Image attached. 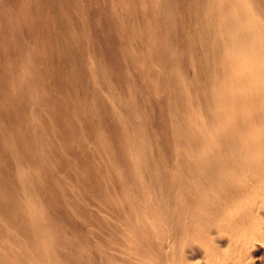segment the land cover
Wrapping results in <instances>:
<instances>
[{
    "label": "rangeland",
    "instance_id": "rangeland-1",
    "mask_svg": "<svg viewBox=\"0 0 264 264\" xmlns=\"http://www.w3.org/2000/svg\"><path fill=\"white\" fill-rule=\"evenodd\" d=\"M263 13L264 0H0V264H264ZM154 205L166 226L136 214Z\"/></svg>",
    "mask_w": 264,
    "mask_h": 264
},
{
    "label": "bare ground",
    "instance_id": "bare-ground-1",
    "mask_svg": "<svg viewBox=\"0 0 264 264\" xmlns=\"http://www.w3.org/2000/svg\"><path fill=\"white\" fill-rule=\"evenodd\" d=\"M100 1H101V0H100ZM200 1H201V0H200ZM250 1H251V0H250ZM223 2H224V1H223ZM231 2H232V1H231ZM231 2H230V3H231ZM238 2H239V0H238ZM247 2H248V1H247ZM21 3H22V2H21ZM133 3H134V2H133ZM199 3H200V2H199ZM3 4H4V3H3ZM233 4H234V3H233ZM199 5H200V4H199ZM219 5H220V4H219ZM221 5H222V4H221ZM230 5H231V4H230ZM247 5H248V4H247ZM213 6H214V5H213ZM227 6H228V5H227ZM232 6H233V5H232ZM232 6H231V7H232ZM243 6H244V4H243ZM199 7H200V6H199ZM205 7H206V6H205ZM214 7H215V6H214ZM217 7H218V6H217ZM228 7H229V6H228ZM202 8H203V7H202ZM236 8H237V7H236ZM241 8H242L245 12L248 11V10L244 9V8H247V7H244V8L241 7ZM251 8H252V7H251ZM251 8H250V10H251ZM25 9H26V8H25ZM29 9H30V8H29ZM217 9H218V8H217ZM232 9H233V8H232ZM234 9H235V8H234ZM256 9H257V8H256ZM8 10H9V9H8ZM213 10H214V9H213ZM225 10H226V9H225ZM228 10H229V9H228ZM236 11H237V10H236ZM236 11H235V13H234V11H233V13L236 14ZM238 11H239V10H238ZM9 12H10V11H9ZM220 12H221V9H220L219 13H220ZM223 12H224V11H223ZM230 12H231V11H230ZM239 12H240V11H239ZM245 12H244V13H245ZM208 13H209V12H208ZM216 13H217V11H216ZM231 13H232V12H231ZM217 14H218V13H217ZM263 14H264V13H263ZM245 15H246V13H245ZM247 15H248V14H247ZM247 15H246V16H247ZM246 16H245V18H246ZM250 16H251V15H250ZM250 16H249V17H250ZM252 16H253V14H252ZM223 17H224V16H223ZM242 17H243V16H242ZM249 17L246 18V19H247L246 22L249 23V24H251V23H250V22H251V21H250L251 18L248 19ZM154 18H155V17H154ZM171 18H172V17H171ZM234 18H235V16H234ZM240 18H241V17H240ZM223 19H224V18H223ZM236 19L238 20V22L241 21L240 19H238V16L236 17ZM237 20H236V21H237ZM248 20H249V22H248ZM221 21H222V20H221ZM225 21H226V20H225ZM243 21H244V20H243ZM262 21H263V20H262ZM56 22H57V21H56ZM232 22H233V21H232ZM2 23H3V22H2ZM12 23H13V22H12ZM218 23H219V22H218ZM234 23H235V22H234ZM242 23H243V22H242ZM252 23H253V21H252ZM219 24H220V23H219ZM240 24H241V23H239V25H240ZM249 24H248V25H249ZM12 25H14V24H12ZM222 25H223V24H222ZM234 25H235V24H234ZM244 25H245V24H244ZM223 26H224V25H223ZM241 26H242V25H241ZM245 26H246V25H245ZM250 26H251V25H250ZM250 26H249V27H250ZM237 27H238V26H237ZM249 27H248L247 29H249ZM221 28H222V27H221ZM239 28H242V27L239 26ZM4 29H5V28H4ZM234 29H235V28H234ZM251 29H252V27H251ZM16 30H17V29H16ZM221 31H222V29H221ZM236 31H237V30H236ZM242 31H243V30H242ZM250 31H252V30H250ZM224 32H226V31H224ZM234 32H235V31H234ZM234 32L232 31L231 33H234ZM84 33H85V32H84ZM94 33H95V32H94ZM231 33H230V34H231ZM241 33H243V32H241ZM250 33H251V32H250ZM22 34H23V33H22ZM54 34H55V33H54ZM85 34H86V33H85ZM108 34H109V33H108ZM236 34H237V33L235 32V33H234V36H235V37H236ZM238 34H239V32H238ZM238 34H237V35H238ZM252 34H256V31L253 32ZM86 35H87V34H86ZM231 35H232V34H231ZM242 35H243V34H242ZM5 36H6V35H5ZM48 36H49V35H48ZM87 36H88V35H87ZM95 36H96V35H95ZM234 36H233V37H234ZM253 36H257V34H256V35H253ZM226 37H227V36H226ZM19 38H20V37H19ZM29 38H30V37H29ZM35 38H36V37H35ZM42 38H43V37H42ZM241 38H242V37H241ZM251 38H252V37H251ZM251 38L249 39L250 41H249L248 45H250V43H251V41H252L253 39H257V37H256V38H253L252 40H251ZM258 38H259V37H258ZM260 38H261V37H260ZM44 39H46V38H44ZM223 39H226V38H223ZM237 39H238V37H237ZM237 39H236L235 41H237ZM239 39H240V38H239ZM243 39H244V38H243ZM14 40H15V39H14ZM20 40H21V39H20ZM231 40H232V39H231ZM233 40H234V39H233ZM257 40H258V39H257ZM49 41H50V40H49ZM49 41H48V42H49ZM97 41H98V40H97ZM168 41H169V40H168ZM222 41H223V40H222ZM240 41H242V40H240ZM240 41H239V42H240ZM247 41H248V40H247ZM254 41H255V40H254ZM254 41H253L252 43H254ZM16 42H17V41H16ZM44 42H45V41H44ZM213 42H214V41H213ZM219 42H220V41H219ZM232 42H233V41H231V43H232ZM2 43H3V42H2ZM36 43H37V41H36ZM206 43H207V42H206ZM233 43H234V42H233ZM40 44H41V43H40ZM166 44H167V43H166ZM217 44H218V43H217ZM221 44H222V42H221ZM234 44H235V43H234ZM238 44H239V43H238ZM230 45H231V44H230ZM240 45H241V44H240ZM41 46H42V45H41ZM238 46H239V45H238ZM241 46H242V45H241ZM4 47H5V45H4ZM226 47H227V46H226ZM226 47H225V48H226ZM250 47H251V46H250ZM253 47H254V46H253ZM41 48H42V47H41ZM45 48H46V47H45ZM237 48L239 49L240 46L237 47ZM6 49H7V47H6ZM42 49H43V48H42ZM214 49H215V47H214ZM220 49H221V47H220ZM228 49H229V48H228ZM241 49H243V47H242ZM45 50L47 51L48 49H45ZM226 50H227V49H226ZM254 50H255V49H254ZM254 50H253V51H254ZM238 51H240V49H239ZM241 51H242V50H241ZM241 51H240V52H241ZM244 51H245V50H244ZM244 51H243V52H244ZM226 52H227V51H226ZM228 52H229V51H228ZM228 52H227V54H228ZM258 52H259V51H258ZM258 52H257V53H258ZM41 53H42V52H41ZM49 53H50V52H49ZM245 53H246V51H245ZM254 53L256 54V51H254ZM254 53L252 54V52H251L252 56L254 55ZM260 53H261V52H260ZM90 54H91V53H90ZM233 54H234V53H233ZM220 55H221V53H220ZM234 55H235V54H234ZM239 55H240V53H239ZM246 55H248V54H244V56H246ZM258 55L260 56V54H258ZM235 56H237V55H235ZM244 56H243V57H244ZM259 56H257V57H258V59H257L258 61H259V58H260ZM151 57H152V56H151ZM208 57H209V56H208ZM253 57H254L255 59L257 58V57H255V56H253ZM253 57H252V59H253ZM176 58H177V57H176ZM8 59H9V57H8ZM165 59H166V58H165ZM167 59H168V58H167ZM221 59H222V58H221ZM242 59H243V58H242ZM246 59H247V57H246ZM263 59H264V58H263ZM66 60H67V59H66ZM89 60H90V59H89ZM24 61H25V60H24ZM92 61H93V59H92ZM221 61H222V60H221ZM248 61H249V60H248ZM262 61H263V60H262ZM56 62H57V61H56ZM216 62H217V61H216ZM234 62H235V58H234ZM244 62H246V60H244ZM249 62H250V61H249ZM253 62H254V61H253ZM71 63H72V62H71ZM93 63H94V62H93ZM177 63H178V62H177ZM236 63H237V62H236ZM2 64H3V63H2ZM27 64H28V63H27ZM96 64H97V63H96ZM224 64H225V62H224ZM226 64H227V63H226ZM253 64H254V63H253ZM256 64H257V63H256ZM263 64H264V63H263ZM4 65H5V64H4ZM23 65H24V64H23ZM66 65H68V64H66ZM94 65H95V64H94ZM208 65H209V64H208ZM248 65H250V64H248ZM18 66H19V65H18ZM24 66H25V65H24ZM24 66H23V67H24ZM166 66H167V65H166ZM172 66H173V65H172ZM223 66H224V65H223ZM227 66H228V65H227ZM23 67H22V68H23ZM97 67H98V66H97ZM237 67H238V66H237ZM19 68H20V67H19ZM46 68H48V67H46ZM94 68H96V67H94ZM251 68H252V67H251ZM13 69H14V67H13ZM17 69H18V68H17ZM26 69H27V68H26ZM254 69H255V68H254ZM254 69H251V71L254 70ZM15 70H16V69H15ZM177 70H178V69H177ZM206 70H207V69H206ZM206 70H205V72H207ZM235 71H236V70H235ZM240 71H241V68H240ZM242 71H243V70H242ZM14 72H15V71H14ZM65 72H66V71H65ZM94 72H95V71H94ZM170 72H171V71H170ZM238 72H239V71H238ZM243 72H244V71H243ZM15 73L17 74L18 72H15ZM209 73H210V72H209ZM73 74H74V72H73ZM167 74H168V73H167ZM173 74H174V73H173ZM3 75H4V74H3ZM9 75H10V74H9ZM11 75H12V74H11ZM20 75H21V74H20ZM209 75H210V74H209ZM211 75L213 76V74H211ZM211 75H210V76H211ZM216 75H217V74H216ZM224 75H225V74H224ZM5 76H6V75H5ZM53 76H54V75H53ZM107 76H110V75H107ZM158 76H159V75H158ZM169 76H170V75H169ZM171 76H172V75H171ZM3 77H4V76H3ZM6 77H7V76H6ZM12 77H13V76H12ZM14 77H15V75H14ZM20 77H21V76H20ZM28 78H30V77H28ZM63 78H64V77H63ZM110 78H111V77H110ZM179 78H180V77H179ZM103 79H104V78H103ZM135 79H136V78H135ZM213 79H215V78H213ZM237 80H238V79H237ZM116 81H117V80H116ZM162 81H163V80H162ZM165 81H167V80H165ZM18 82H20V80H19ZM84 82H85V81H84ZM114 82H115V81H114ZM225 82H226V81H225ZM232 82H234V81H232ZM20 83H21V82H20ZM74 83H75V82H74ZM217 83H219V82H217ZM62 84H63V83H62ZM139 84H140V83H139ZM166 84H167V83H166ZM230 84H232V83H230ZM26 85H27V84H26ZM91 85H92V84H91ZM224 85H225V83H224ZM224 85H223V86H224ZM18 86H19V85H18ZM27 86H28V85H27ZM92 86H93V85H92ZM226 86H229V84L226 85ZM246 86H247V85H246ZM8 87H9V86H8ZM82 87H83V86H82ZM211 87H212V86H211ZM240 87H241V86H240ZM72 88H73V87H72ZM112 88H113V87H112ZM217 88H218V87H217ZM213 89H214V88H213ZM112 90H113V89H112ZM138 90H139V89H138ZM169 90H170V89H169ZM215 90H217V89H215ZM227 90H228V89H227ZM87 91H88V90H87ZM87 91H86V92H87ZM8 93H9V92H8ZM90 93H91V91H90ZM211 93H213V92H211ZM223 93H224V92H223ZM104 94H105V92H104ZM107 94H108V93H107ZM107 94H106V95H107ZM88 95H90V94H88ZM103 96H104V95H103ZM108 96H109V95H108ZM211 97H212V96H211ZM28 99H29V98H28ZM87 99H88V98H87ZM107 99H108V98H107ZM213 99H214V98H213ZM35 100H36V99H35ZM111 101H112V100H111ZM113 101H114V100H113ZM113 101H112V102H113ZM230 101H231V100H230ZM218 102H219V101H218ZM0 104H1V103H0ZM85 104H86V106L88 105L87 103H85ZM98 104H99V103H98ZM109 104H110V103H109ZM105 105H106V104H105ZM251 105H252V104H251ZM65 106H66V105H65ZM114 106H115V105H114ZM117 106H118V105H117ZM84 108H85V107H84ZM92 109H93V108H92ZM217 109H218V108H217ZM81 110H82V109H81ZM229 110H231V109H229ZM238 110H240V109H238ZM74 111H76V110H74ZM91 111H92V110H91ZM233 111H234V110H233ZM235 111H236V110H235ZM87 112H88V111H87ZM104 112H105V111H104ZM231 112H232V110H231ZM220 113H221V112H220ZM220 113H218V114H220ZM237 113H238V112H237ZM0 114H1V113H0ZM68 114H70V113H68ZM85 114H86V113H85ZM116 114H117V113H116ZM187 114H188V113H187ZM232 115H233V114H232ZM256 115H257V114H256ZM199 116H200V115H199ZM220 116H221V115H220ZM201 118H202V117H201ZM204 118H205V117H204ZM223 118H224V117H223ZM192 119H193V118H192ZM224 119H225V118H224ZM125 120H126V119H125ZM204 120H205V119H204ZM226 120H227V119H226ZM114 121H115V120H114ZM1 122H2V120H1ZM124 122H125V121H124ZM148 123H149V122H148ZM222 123H223V122H222ZM227 124H228V123H227ZM221 125H222V124H221ZM223 127H224V126H223ZM223 127H222V128H223ZM100 128H101V127H100ZM197 128H198V127H197ZM117 129H118V128H117ZM223 129H224V128H223ZM126 131H127V130H126ZM183 131H184V130H183ZM211 131H212V130H211ZM127 132H128V131H127ZM184 132H186V131H184ZM217 132H218V130H217ZM222 132H224V131H222ZM222 132H221V134H222ZM208 133H209V132H208ZM219 133H220V130H219ZM225 133H226V132H225ZM126 134H128V133H126ZM209 134H210V133H209ZM99 135H100V134H99ZM153 135H154V134H153ZM188 135H189V134H188ZM213 135H214V134H213ZM8 136H9V135H8ZM101 136H102V135H101ZM101 136H100V137H101ZM204 136H205V135H204ZM183 137H184V136H183ZM223 137H224V135H223ZM121 138H122V137H121ZM126 138H127V137H126ZM219 139H221V138H219ZM187 140H188V139H187ZM214 140H215V139H214ZM131 141H132V140H131ZM179 141H180V140H179ZM88 142H89V141H88ZM135 143H136V142H135ZM209 143H210V142H209ZM212 143H214V142H212ZM227 143H228V142H227ZM218 144H219V143H218ZM232 144H233V143H232ZM15 145H16V144H15ZM133 145H134V144H133ZM141 145H142V144H141ZM193 145H194V144H193ZM226 145H228V144H226ZM226 145H225V146H226ZM104 146H105V145H104ZM135 146H136V144H135ZM135 146L133 147L134 149H135ZM212 146H213V145H212ZM14 147H15V146H14ZM184 147H186V145H185ZM89 148H90V147H89ZM213 148H214V147H213ZM242 148H243V145H242ZM134 149H133V151H135ZM188 149H189V148H188ZM198 149H199V148H198ZM260 149H261V148H260ZM105 150H106V149H105ZM141 150H142V148H141ZM196 150H197V148H196ZM186 151H188V150H186ZM193 151H195V150L193 149ZM203 151H205V150H203ZM234 151H235V150H234ZM234 151H232V152H234ZM136 152H138L137 149H136ZM141 152H142V151H141ZM212 152H214V151H212ZM217 152H218V150H217ZM15 153H16V152H15ZM146 153H147V152H146ZM230 153H231V152H230ZM79 154H80V153H79ZM109 154H110V153H109ZM133 154H134V152H133ZM137 154H138V153H136L135 155H137ZM188 154H189V152H188ZM218 154H219V156H220V153H218ZM14 155H15V154H14ZM81 155H82V154H81ZM147 155H148V154H147ZM180 155H181V154H180ZM142 156H144V155H143V152H142ZM181 156H182V155H181ZM100 157H101V156H100ZM178 157H180V156H178ZM12 158H14V157H12ZM135 158H136V157H135ZM142 158H144V157H142ZM120 159H121V158H120ZM179 159H180V158H179ZM199 159H200V157H199ZM218 159H219V158H218ZM12 160H14V159H12ZM136 160H137V159H136ZM223 160H224V159H223ZM76 161H77V160H76ZM120 161H121V160H120ZM176 161H177V160H176ZM219 161H220V160H219ZM226 161H227V160H226ZM233 161H234V160H233ZM134 162H136V161H134ZM137 162H138V160H137ZM141 162H142V160H141ZM206 162H207V161H206ZM222 162H223V161H222ZM229 162H230V161H229ZM231 162H232V161H231ZM238 162H239V161H238ZM76 163H78V162H76ZM166 163H167V162H166ZM182 163H183V162H182ZM198 163H199V162H198ZM120 164H121V163H120ZM194 164H195V163H194ZM207 164H209V163H207ZM219 164H220V163H219ZM221 164H222V163H221ZM223 164H224V163H223ZM226 164L229 165L228 163H226ZM232 164H233V163H232ZM255 164H256V163H255ZM124 165H125V164H124ZM136 165H137V164H136ZM139 165H140V164H139ZM139 165H138V166H139ZM178 165H179V164H178ZM227 165H225V166H227ZM233 165H234V164H233ZM122 166H123V165H122ZM176 166H177V165H176ZM180 166H182V165H180ZM180 166H179V167H180ZM194 166H195V165H194ZM219 166H220V165H219ZM239 166H240V165H239ZM141 167H142V166H141ZM143 167H144V166H143ZM147 167H148V166H147ZM191 167H192V166H191ZM209 167H211V166L209 165ZM220 167H221V166H220ZM222 167H223V165H222ZM222 167H221V169H222ZM235 167H236V161H235V165H234V170L237 172L238 170L235 169ZM237 167H238V166H237ZM237 167H236V168H237ZM175 168H176V167H175ZM181 168H183V167H181ZM229 168H232V167L229 166ZM258 168H259V167H258ZM120 169H121V168H120ZM136 169H137V168H136ZM140 169H141V168H140ZM147 169H149V168H147ZM210 169H211V168H210ZM224 169L227 171L226 168H224ZM224 169H223V170H224ZM176 170H177V169H176ZM179 170H181V169H179ZM179 170H178V171H179ZM200 170H201V168H200ZM228 170H229V169H228ZM230 170H231V169H230ZM234 170L232 169L231 172H233ZM123 171H124V170H123ZM137 171H139V170H137ZM140 171H141V170H140ZM212 171H213V170H212ZM217 171H218V170H217ZM220 171H222V170H220ZM235 171H234V172H235ZM144 172H146V171H144ZM180 172H181V171H180ZM205 172H206V171H205ZM222 172H224V171H222ZM236 172H235L234 174H236ZM123 173H124V172H123ZM136 173H137V172H136ZM182 173H183V172H182ZM182 173H181V174H182ZM209 173H210V172H209ZM247 173H248V172H247ZM261 173H262V172H261ZM140 174L142 175V173H140ZM184 174H185V173H184ZM192 174H193V173H192ZM196 174H197V172H196ZM210 174H211V173H210ZM214 174H216V173H214ZM220 174H221V173L219 172V175H220ZM223 174H228V173H223ZM223 174H222V175H223ZM229 174H230V173H229ZM229 174H228V176H229ZM234 174L232 173L231 175H234ZM255 174L257 175L256 171H255ZM255 174H254V175H255ZM148 175H149V173H148ZM237 175H238V173H237ZM239 175H240V174H239ZM246 175L248 176V174H246ZM258 175H259V174H258ZM145 176H146V175H145ZM184 176H185V175H184ZM197 176H198V175H196V177H197ZM214 176H215V175H214ZM225 176H226V175H225ZM225 176H224V177H225ZM228 176H227V177H228ZM243 176H244V177H243ZM143 177H144V176H143ZM185 177H186V176H185ZM211 177H212V176H211ZM218 177H219V176H218ZM221 177H222V176H221ZM227 177H225V179H223L224 182H225V180L227 179ZM229 177H231V176H229ZM236 177H237V176H236ZM236 177H233V179L236 178ZM239 177H240V176H239ZM239 177H238V178H239ZM242 177H243V178H240V179H244V178L246 177L244 173H242ZM149 178H150V177H149ZM213 178H214V177H213ZM248 178H249V177H248ZM250 178H252V177H250ZM191 179H192V178H191ZM194 179H195V178H194ZM205 179H206V177H205ZM215 179H216V176H215ZM215 179H214L213 181H215ZM236 179H237V178H236ZM236 179H235L234 181H235L236 184H237ZM240 179H238V180H240ZM246 179H247V178H245V180H246ZM253 179L256 180V177H254ZM259 179H260V175H259ZM207 180H208V179H207ZM223 180H222V182H223ZM245 180H244V182H245ZM192 181H193V180H192ZM194 181H195V180H194ZM217 181H218V183H219V179H218ZM217 181H216V182H217ZM256 181H257V180H256ZM132 182H133V181H132ZM132 182H131V183H132ZM181 182H182V181H181ZM181 182H180V183H181ZM211 182H212V181H211ZM227 182H228V181H226V183H227ZM240 182H241V181H240ZM244 182H243V180H242V183H244ZM249 182H250V180H249ZM249 182H248V183H249ZM194 183H195V182H194ZM199 183H201V182H199ZM220 183H221V182H220ZM226 183H225V184H226ZM231 183H232V185H234L233 182H232V177H231ZM238 183H239V182H238ZM242 183H240V185H238V187H239V186L242 187V186L244 185V184H242ZM246 183H247V182H246ZM248 183H247V184H248ZM195 184H196V183H195ZM208 184H209V183H208ZM241 184H242V185H241ZM247 184H245V185L247 186ZM253 184H255V183H253ZM128 185H129V184H128ZM204 185H205V184H204ZM209 185H210V184H209ZM219 185H220V184H219ZM219 185H217V186H219ZM227 185H228V183L226 184V186H227ZM245 185H244V186H245ZM126 186H127V185H126ZM135 186H136V185H135ZM202 186H203V185H202ZM249 186H251L250 183H249ZM25 187H26V185H25ZM25 187H24V188H25ZM147 187H148V186H147ZM210 187H211V186H210ZM214 187H215V186H214ZM229 187H230V186H229ZM232 187H233V186H232ZM234 187H235V186H234ZM247 187H248V186H247ZM247 187H246V188H247ZM256 187H257V186H256ZM259 187H260V185H259ZM263 187H264V186H263ZM263 187H262V188H263ZM132 188H133V187H132ZM148 188H149V187H148ZM203 188H204V187H203ZM227 188H228V187H227ZM235 188H236V187H235ZM243 188H244V187H243ZM250 188H251V187H250ZM257 188H258V187H257ZM262 188H259V189L262 190ZM26 189H27V188H26ZM200 189H201V188H200ZM209 189H210L211 192L213 193V190H212L211 188H209ZM220 189H222V187H221ZM224 189H225V188H224ZM228 189H229V188H228ZM231 189H232V188H231ZM233 189H234V188H233ZM239 189H240V188H239ZM239 189H234V190H235V192H236V191L239 190ZM263 189H264V188H263ZM201 190H202V189H201ZM229 190H230V189H229ZM241 190H242V189H241ZM241 190H240V192L243 194V192H242ZM244 190H245V188H244ZM247 190H248V189H247ZM251 190H252V189H251ZM251 190L249 189V191H251ZM147 191H148V190H147ZM245 191H246V190H245ZM252 191H253V190H252ZM262 191H263V190H262ZM220 192H221V191H220ZM220 192H219V193H220ZM225 192H228V190L226 191V189H225ZM225 192H224V193H225ZM231 192H232V191H231ZM237 192H238V191H237ZM260 192H261V191H260ZM263 192H264V191H263ZM20 193H21V192H20ZM150 193H151V191H150ZM221 193H222V192H221ZM232 193H233V192H232ZM232 193H231V194H232ZM238 193H239V192H238ZM238 193H237V194H238ZM241 193H239V194L241 195ZM248 193H249V192H248ZM251 193H252V192H251ZM251 193H250V195H251ZM127 194H128V193H127ZM136 194H137V193H136ZM147 194H148V193H147ZM151 194H152V193H151ZM182 194H184V193H182ZM216 194H217V193H216ZM216 194H215V192H214L212 195H213V196H217ZM222 194H223V193H222ZM225 194H228V193H225ZM239 194H238V196H239ZM22 195H23V194H22ZM137 195H138V194H137ZM185 195H186V194H185ZM229 195H230V193L228 194V196H229ZM233 195H235V193H234ZM254 195H255V194H254ZM0 196H1V195H0ZM3 196H4V195H3ZM145 196H146V195H145ZM148 196H149V195H148ZM151 196H152V195H150V198L152 199ZM156 196H157V195H156ZM158 196H159V195H158ZM230 196H231V195H230ZM230 196H229V197H230ZM235 196H236V195H235ZM248 196H249V195H248ZM14 197H15V195H14ZM130 197H132V196H130ZM180 197H182V196H180ZM186 197H187V196H186ZM204 197H205V196H204ZM220 197H223V196H220ZM220 197H219V198H220ZM224 197H227V196L225 195ZM229 197H227V198H229ZM241 197H242V195H241ZM243 197L245 198L244 195H243ZM251 197H252V195H251ZM251 197H250V198H251ZM2 198H3V197H2ZM137 198H139V197H137ZM153 198H154V197H153ZM189 198H190V197H189ZM191 198L193 199L194 196L192 195ZM215 198H216V201L218 202V199H219V198H218V199H217V197H215ZM215 198H214V199H215ZM232 198H233V197H232ZM4 199H6V197H5ZM4 199H3V200H4ZM10 199H12V198H10ZM128 199H129V198H128ZM197 199H198V198H197ZM199 199H201V198H199ZM220 199L222 200V198H220ZM248 199H249V198H248ZM258 199H259V198H258ZM132 200H133V199H132ZM132 200H131V201H132ZM140 200H141V199H140ZM152 200H153V199H152ZM183 200L186 201L185 198H184ZM223 200H224V199H223ZM223 200H222V202H223ZM233 200L236 201L237 199H233ZM31 201H32V200H31ZM136 201H137V200H136ZM184 201H183V203H184ZM188 201H189V200H188ZM193 201H195V200H193ZM207 201H208V200H207ZM212 201H213V203L216 202V201L213 200V199H212ZM219 201H220V200H219ZM228 201H230V198H229ZM228 201H227V202H228ZM239 201H241L240 197H239L238 202H239ZM243 201H246V200L244 199ZM140 202H141V201H140ZM150 202H152V201H150ZM153 202H154V201H153ZM159 202H160V200H159ZM181 202H182V201H181ZM200 202H201V201H200ZM200 202H199V203H200ZM222 202H220V203H222ZM160 203H161V202H160ZM197 203H198V202H197ZM210 203H211V202H210ZM218 203H219V202H218ZM220 203H219V204H220ZM224 203H226V201H225ZM230 203H232V200L230 201ZM233 203H234V202H233ZM240 203H242V202H240ZM15 204H16V202H15ZM149 204H150V203H149ZM169 204H170V203H169ZM171 204H172V203H171ZM185 204H187V203H185ZM227 204H228V203H227ZM234 204H235V203H234ZM236 204H237V203H236ZM37 205H38V204H37ZM144 205H145V204H144ZM187 205H188V204H187ZM198 205H199V204H198ZM222 205H223V203H222ZM232 205H233V204H232ZM237 205H238V204H237ZM244 205H245V204H244ZM247 205H248V201H247ZM249 205H250V204H249ZM150 206H151V204H150ZM182 206H183V205H182ZM200 206H201V205H200ZM200 206H199V207H200ZM217 206H218V204H217ZM228 206H229V207H228ZM228 206H226V208H230V205H228ZM241 206H242V205H241ZM34 207H35V206H34ZM145 207H146V206H145ZM159 207H161V206H159ZM187 207H190V204H189V206H187ZM197 207H198V206H197ZM197 207H196V208H197ZM218 207H219V206H218ZM218 207H217V208H218ZM234 207H235V206H233V208H234ZM244 207H245V206H244ZM247 207H248V206H247ZM37 208H38V207H37ZM193 208H194V207H193ZM196 208H195V209H196ZM223 208H224V207L222 206V208H220L219 210H221V209H223ZM236 208H237V207H236ZM239 208H240V207H239ZM7 209H8V208H7ZM30 209H31V208H30ZM161 209H162V208H161ZM161 209H160V208H157V206L154 205V207H152V208H148V209H147V207H146V209L138 210V211H136V214H137V215H140V214L143 213V215H146L145 218H147V220H149V218H150L151 221H152L153 223L158 224V223H160V221H161V222L164 224V221H165V220L163 219V218H164V217H163L164 214L162 213ZM195 209H194V210H195ZM208 209H209V208H208ZM210 209H211V208H210ZM224 209H225V208H224ZM230 209H231V210H230ZM230 209H228L227 211L230 210L231 212H233V211H232L233 209H232V208H230ZM34 210H36V209H34ZM34 210H32V211H34ZM179 210H180V209H179ZM192 210H193V209H192ZM196 210H197V209H196ZM212 210L214 211L215 209L212 208ZM219 210H218V211H219ZM234 210H235V209H234ZM237 210H238V208H237ZM237 210H236V211H237ZM260 210H262V209H260ZM263 210H264V209H263ZM25 211H26V210H25ZM139 211H142V213H139ZM198 211H199V210H198ZM207 211H208V210H207ZM223 211H224V210H223ZM223 211L221 210L222 213H221V212H220V213L223 214ZM227 211H225V212H227ZM238 211H239V210H238ZM100 212H101V211H100ZM225 212H224V214H226ZM231 212H229V213H231ZM260 212L262 213V211H260ZM263 212H264V211H263ZM21 213H22V212H21ZM190 213H192V212H191V211L189 212L188 209H186V210H180V211L177 213V214H179V215H183V217L185 218V220H183L181 223H179V224H182L181 226H183V223H186V221H187L186 219H188V217L191 215ZM209 213H210V212H209ZM211 213L214 214L213 212H211ZM218 213H219V212H218ZM229 213H227V214H229ZM133 214H134V212H133ZM189 214H190V215H189ZM192 214H193V217H194V216H195L194 213H192ZM215 214H217V212H216ZM221 214H220V216H221ZM245 214H246V213H245ZM245 214H244V215H245ZM16 215H17V214H16ZM27 215H28V214H27ZM134 215H135V214H134ZM134 215H133L132 217H134ZM210 215H211V214H209V216H210ZM217 215H219V214H217ZM231 215H232V213H231L230 215H227V217H230ZM233 215H235V214H233ZM29 216H30V215H29ZM36 216H38V215L36 214ZM147 216H148L149 218H148ZM205 216H206V215H205ZM209 216H208V220H209ZM213 216H214V215H211L210 218H211V217L213 218ZM220 216H218V217H220ZM225 216H226V215H225ZM245 216H246V215H245ZM22 217H23V216H22ZM45 217H46V216H45ZM50 217H51V216H50ZM52 217H53V216H52ZM180 217H181V216H180ZM186 217H187V218H186ZM215 217H216V216H215ZM233 217H234V216H233ZM237 217H238V216H237ZM105 218H106V217H105ZM184 218H181V219H184ZM191 218H192V216H191ZM191 218H190V219H191ZM195 218H196V217H195ZM238 218H239V217H238ZM246 218H247V217H246ZM246 218H245V219H246ZM41 219H42V218H41ZM179 219H180V218H179ZM179 219H178V220H179ZM192 219H193V218H192ZM196 219H197V218H196ZM216 219H217V218H216ZM235 219H236V218H235ZM36 220H38V221L40 222L39 218L36 219ZM194 220H195V219H194ZM194 220H193V221H194ZM201 220H202V219H200V221H201ZM218 220H220V219H218ZM221 220H222V219H221ZM221 220H220V221H221ZM226 220H228V219H226ZM226 220H225V221H226ZM239 220H240V219H239ZM239 220H238V221H239ZM149 221H150V220H149ZM149 221H148V222H149ZM193 221L191 220L192 224H194ZM196 221H197V220H196ZM198 221H199V220H198ZM210 221H211V219H210ZM214 221H215V220H214ZM225 221H222V222H219V223L222 224V223L224 222V224H225ZM246 221H247V220H246ZM7 222H8V221H7ZM191 222H190V221H189V222L187 221V223H191ZM203 222H204V224H205V221H204V220H203ZM207 222H208V221H207ZM216 222H217V221H216ZM216 222H215V223H216ZM1 223H2V221H1ZM43 223H44V222H40V224H43ZM150 223H151V222H150ZM162 223H161V224H162ZM211 223H212V222H211ZM217 223H218V222H217ZM217 223H216V224H217ZM228 223H229V226H228V227H231V226H230L231 220H230V221L228 220ZM246 223H247V222H246ZM21 224H22V223H21ZM138 224H139V223H138ZM192 224H191L190 227H187L186 229H187V230H188V228H191V229H192ZM207 224H208V223H206V225H207ZM50 225H51V224H50ZM150 225H151V224H150ZM189 225H190V224H189ZM202 225H203V224H202ZM212 225H213V224H212ZM214 225H215V224H214ZM217 225H218V224H217ZM219 225H220V224H219ZM222 225H223V224H222ZM226 225H227V221H226V224H225V228H228V227H226ZM246 225H247V224H246ZM10 226H11V225H10ZM38 226H39V225H38ZM139 226H141V225H139ZM147 226H149V224H148ZM152 226H153V225H152ZM161 226H163V225H161ZM164 226H166V225L164 224ZM164 226H163V228H164ZM174 226H175V225H174ZM185 226H186V225H185ZM194 226H195L194 228L199 227V225L196 226L195 224H194ZM204 226H205V225H204ZM204 226H203V227H204ZM208 226H209V225H208ZM262 226H263V225H262ZM13 227H14V226H13ZM13 227H12V228H13ZM145 227H146V226H145ZM200 227H201V226H200ZM219 227H220V226H219ZM219 227H218V228H219ZM234 227H235V226H234ZM15 228H16V227H15ZM15 228H14V229H15ZM139 228H140V227H139ZM146 228H147V227H146ZM154 228H155V227H152V229H154ZM158 228H159V227H158ZM173 228H174V227H173ZM225 228H224V229H225ZM248 228H249V227H248ZM16 229H17V228H16ZM34 229H35V228H34ZM43 229H44V228H43ZM144 229H145V228H144ZM204 229H205V228H204ZM221 229L223 230V228H221ZM5 230H6V229H5ZM17 230H18V229H17ZM44 230H45V229H44ZM51 230H52V229H51ZM163 230H164V229H163ZM167 230H168V229H167ZM171 230H172V229H171ZM171 230H170V231H171ZM195 230H197V229H195ZM195 230L192 229L191 231H193V233H195V232H196V233L199 232V229H198V231H195ZM208 230H210V232H211V229H210V228H209ZM212 230H213V229H212ZM215 230H217V228H216ZM249 230H251V229H249ZM259 230H260V229H259ZM2 231H3V230H2ZM24 231H25V230H24ZM154 231H155V230H154ZM173 231H174V230H173ZM173 231H172V232H173ZM181 231H183V229H182ZM194 231H195V232H194ZM224 231H225V230H224ZM227 231H229V229H228ZM227 231H226V232H227ZM230 231H233V229H232V230L230 229ZM260 231H261V230H260ZM263 231H264V230H263ZM186 232L188 233V231H186ZM189 232H190V230H189ZM201 232H202V231H201ZM201 232H200V233H201ZM222 232H223V231H222ZM226 232H225V233H226ZM234 232L236 233V231H234ZM6 233H7V232H6ZM34 233H35V232H34ZM43 233H44V232H43ZM154 233H155V232H154ZM184 233H185V232H184ZM218 233H220V232H219V229H218ZM227 233H228V232H227ZM229 233H230V232H229ZM229 233H228V234H229ZM232 233H233V232H232ZM232 233H231V234H232ZM251 233H252V232L250 231V234H251ZM14 234H16V232H15ZM31 234H32V233H31ZM40 234H41V232H40ZM45 234H46V233H45ZM161 234H162V233H161ZM169 234H170V232H169ZM185 234H186V233H185ZM198 234H199V233H197V235H198ZM202 234H203V232H202ZM206 234H207V233H206ZM220 234H221V233H220ZM259 234H260V233H259ZM262 234H263V233H262ZM8 235H9V234H8ZM167 235H168V232H167ZM181 235H182V234H181ZM188 235H190V234H188ZM203 235L205 236V234H203ZM216 235H217V234H216ZM235 235H236V234H235ZM6 236H7V235H6ZM19 236H20V235H19ZM22 236H23V235H22ZM39 236H40V235H39ZM47 236H48V234H47ZM169 236H170V235H169ZM169 236H168V237H169ZM183 236H184V235H183ZM198 236H200V235H198ZM217 236H218V235H217ZM247 236H249V235H247ZM257 236H258V235H257ZM27 237H28V236H27ZM170 237H173V236H170ZM186 237H187V236H186ZM194 237H196V236H194ZM234 237H235V236H234ZM252 237H253V236H252ZM262 237H263V236H262ZM151 238H152V237H151ZM188 238H189V237H188ZM191 238H193V237H191ZM225 238H226V237H225ZM225 238H224V239H225ZM227 238H228V237H227ZM227 238H226V240H227ZM232 238H233V236H232ZM12 239H14V238H12ZM21 239H22V238H21ZM168 239H169V238H168ZM170 239H171V241H172V238H170ZM170 239H169V240H170ZM174 239H175V238H174ZM180 239H181V238H180ZM215 239H216V237H215ZM217 239H218V238H217ZM222 239H223V237H222ZM222 239H218V241L224 243V241H223L224 239H223V240H222ZM14 240H15V239H14ZM150 240H151V239H150ZM161 240H162V239H161ZM169 240H168V241H169ZM187 240H188V239L186 238V241H187ZM191 240H192V239H191ZM206 240H207V239H206ZM213 240H214V239H213ZM228 240H229V238H228ZM232 240H233V239H232ZM260 240H262L261 237H260ZM260 240H259V242H260ZM54 241H55V240H54ZM135 241H136L135 244H136L137 247L139 248V246L142 245L141 241H140V240H139V241L135 240ZM151 241H152V240H151ZM183 241L186 242L185 240H183ZM193 241H194V239H193ZM204 241H205V240H204ZM209 241H210V240H208V242H207L208 244H209ZM230 241H231V240H229V242H228L229 245H230ZM233 241H234V242H237V241H239V240L237 239V241H236V240L234 239ZM246 241H247V240H246ZM43 242H44V241H43ZM55 242H56V241H55ZM180 242H181V241H180ZM184 242H182L183 246H184ZM188 242H190V240L187 241V243H188ZM191 242H192V241H191ZM191 242H190V243H191ZM226 242H227V241H226ZM241 242H242V241H241ZM99 243H100V242H99ZM148 243H149V242H148ZM154 243H155V242H154ZM154 243H153V244H154ZM171 243H172V242H171ZM171 243L169 242L168 245H170ZM175 243H176V242H175ZM187 243H185V247H183V246L180 247L181 250L183 249L182 251L186 250V246L189 245V244H187ZM199 243H200V242H199ZM203 243H204V242H202L201 244H203ZM243 243H244V242H243ZM261 243H263V242H261ZM12 244H13V242H12ZM33 244H34V243H33ZM149 244L151 245V243H149ZM164 244H165V243H164ZM166 244H167V242H166ZM186 244H187V245H186ZM193 244H194V243H193ZM197 244H198V242H197ZM214 244H215V243H214ZM233 244L235 245V243H232L231 245H233ZM239 244H240V243H239ZM250 244H251V243H250ZM263 244H264V243H263ZM36 245H37V244H36ZM136 245H135V247H136ZM144 245H145V244H144ZM194 245H196V244H194ZM203 245H204V244H203ZM209 245H210V244H209ZM209 245H208V246H209ZM215 245H216V244H215ZM224 245H225V244H224ZM229 245H228V246H229ZM247 245H248V244H247ZM255 245H256V243H255ZM259 245H260V243H259ZM261 245H262V244H261ZM27 246H28V245H27ZM52 246H53V242H52ZM142 246H143V245H142ZM172 246H173V245H172ZM196 246H197V245H196ZM204 246H206V245H204ZM218 246H219V248L222 247V246H221V243H220V245L218 244ZM228 246H227V247H228ZM45 247H46V246H45ZM170 247H171V246H170ZM170 247H169L168 249L171 250ZM187 247H188V246H187ZM191 247H192V246H191ZM235 247H236V246H235ZM105 248H106V247H105ZM143 248H144V247H143ZM153 248H154V247H153ZM184 248H185V249H184ZM206 248H207V247H206ZM208 248H209V247H208ZM223 248H224V247H223ZM228 248H229V247H228ZM230 248H233V246L230 247ZM256 248H257V247H256ZM256 248H255V249H256ZM28 249H29V248H28ZM28 249H26V250H28ZM52 249H53V248H52ZM172 249H173V248H172ZM214 249L217 250L216 248H214ZM234 249H235V252H233V253H236V251H237L236 249H237V248H234ZM234 249H232V251H234ZM46 250H47V249H46ZM192 250H193V249H192ZM200 250H202L203 253H205V252H204V248H203V249H200ZM210 250H212V249H211V246H210ZM210 250H206L207 253L211 252ZM246 250H247V249H246ZM112 251H113V250H112ZM112 251H111V254H112ZM157 251H158V250H157ZM159 251H160V250H159ZM202 251H199V252H202ZM208 251H209V252H208ZM228 251H230V250H228ZM247 251H248V252H247V254H248V253H249V250H247ZM144 252H146V251H144ZM169 252L172 253V250L169 251ZM173 252H174V251H173ZM193 252H194V251H193ZM212 252H213V251H212ZM220 252H221V251H220ZM12 253H13V252H12ZM47 253H48V252H47ZM165 253L168 255L167 252H165ZM185 253H186V252H185ZM185 253L183 254V256H184V255L186 256ZM195 253H196V252H194V254H195ZM230 253H231V252H230ZM230 253H228V254H230ZM237 253H239V252H237ZM13 254H14V253H13ZM48 254H49V253H48ZM205 254H206V253H205ZM210 254H211V253H210ZM210 254H209V255H210ZM220 254H221V253H220ZM220 254H217V255H220ZM256 254H257V253H256ZM160 255H162V254H160ZM176 255H177V253H174V254L172 253V254L168 255L169 257H168V256H165V258H163V257L161 258L159 255L152 256V255L141 254V255L137 256V260H138V261L136 260V262H137L138 264H159V263H165V264H181V263H178V262H177V259H176L177 256H176ZM232 255H233V254L231 253L230 256H232ZM56 256H57V255H56ZM185 256L183 257L184 260L187 258V256H186V258H185ZM206 256H207V255H206ZM220 256H221V255H220ZM222 256H223V255H222ZM225 256H226V255H224V257H225ZM49 257H50V256H49ZM57 257H58V256H57ZM61 257H62V256H61ZM124 257H125V256H124ZM218 257H219V256H218ZM232 257H233V256H232ZM246 257H247V255H246ZM250 257H251V256H250ZM116 258H118V257H116ZM183 258H182V259H183ZM192 258H193V260H194V259L197 260L198 258H201V260H202V259H205V260H204L205 264L208 262L207 258H206L205 255L202 254V253H197L196 256H193ZM212 258H213V257H212ZM233 258L235 259V257H233ZM60 259H62V258H60ZM63 259H64V258H63ZM129 259H130V258H129ZM134 259H135V258H133L132 260L134 261ZM182 259H181V260H182ZM240 259H241V258H240ZM247 259H248V258H247ZM53 260H54V259H53ZM58 260H59V259H58ZM66 260H67V259H66ZM66 260H65V261H66ZM120 260H121V259H120ZM184 260H182V261H184ZM187 260H188V259H187ZM206 260H207V261H206ZM249 260H250V258H249ZM62 261H63V260H62ZM185 261H186V260H185ZM185 261H184V262H185ZM190 261H191V260H190ZM232 261H234V260H232ZM232 261H231V262H232ZM50 262H51V260H50ZM217 262H218V261H217ZM224 262H225V261H224ZM246 262H248V261H246ZM22 263H23V262H22ZM64 263H67V262H64ZM232 263H233V262H232ZM239 263H240V262H239ZM5 264H6V263H5ZM112 264H114V262H112ZM115 264H116V263H115ZM182 264H183V262H182ZM185 264H186V263H185ZM187 264H188V263H187ZM190 264H191V263H190ZM199 264H201V263H199ZM227 264H228V263H227ZM229 264H231V263H229ZM234 264H236V262H235Z\"/></svg>",
    "mask_w": 264,
    "mask_h": 264
}]
</instances>
